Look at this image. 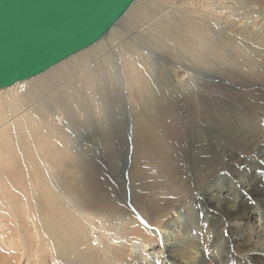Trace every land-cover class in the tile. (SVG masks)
<instances>
[{"label": "bare ground", "instance_id": "6f19581e", "mask_svg": "<svg viewBox=\"0 0 264 264\" xmlns=\"http://www.w3.org/2000/svg\"><path fill=\"white\" fill-rule=\"evenodd\" d=\"M140 1L136 0L131 11L135 13V18L143 14V19H139V23L135 24L133 29L129 28L128 23L125 24L124 29L132 38L129 39L131 43L129 41L125 43L124 49L123 44L120 45L118 42L122 32L116 30L118 27L116 26L105 39L90 50L71 57L34 79L15 84L0 92L1 211L14 209L13 205L24 202L25 190H28L27 194L32 195L31 189L39 184L40 174H43L44 184L50 183L49 174L55 171V164L62 159L61 155H75V161L80 165L72 162L70 169L80 167L83 171L85 168L82 167L88 164L85 156L90 152L99 151L111 156L112 149L107 141L109 139L112 143L113 140L114 147V137L120 138L117 130L120 115L123 116L122 124L128 133L127 140L130 145L142 138L141 133L135 128L138 123L135 124L134 121V110L138 111L139 121L148 122L147 116L138 108L142 103L141 99L145 97L148 85L137 75L138 73L136 75L134 73L139 66V60L146 62L135 42L151 46L156 44L153 43V39L157 40L159 44L161 43L163 54L161 56L169 62L166 69H162L169 77L167 81L173 86L170 91L164 93L166 102L161 105L163 108H156L159 120L160 118L166 121L171 118L176 120L182 114L185 106L184 95L182 96L181 92L183 84L191 87L188 91L190 96L184 93L186 99H194V106L197 107L203 104L202 100L197 101L199 84L195 82L196 77L189 69V72L187 68L183 69L178 61L189 56L188 61L196 67L194 59L208 61L210 56L214 57V46L228 45V4L214 1L215 6L214 4L212 6L215 8L204 13L199 10V3L204 0H155L151 8L147 7L149 0ZM241 1L247 3L243 7L248 12H254L261 2ZM206 7L204 6L205 9ZM124 19L121 22H130ZM192 46L200 48L193 49ZM173 52H177L178 55H173ZM129 73H132L130 78ZM150 91L159 93L157 89L153 90V87ZM209 96H212V99L217 94L209 93ZM85 105L89 107L88 113L91 110V115L88 113L87 115L92 118L91 121L96 127L95 139L98 142L105 140L104 146L87 148L84 139L73 136V132H77L75 126L80 119L82 117H85L86 121L89 119L86 116ZM79 106H83V109L78 108ZM242 124L243 128L250 132L243 143H250L256 137L264 136L263 114L258 115L257 120L246 116ZM202 130L204 129L198 127L195 130L201 136L198 140L200 142L203 141V136L205 138L204 131L201 134ZM262 140L263 144L257 153L264 159V138ZM217 144L216 147L220 145ZM196 147H199V150H196ZM193 149L197 160L199 158L195 163V172L200 177H206L204 175L215 171L219 163L228 161L223 146L217 150L216 158L213 157L210 147L207 148L203 142L195 145ZM129 153V164L125 168L123 165L121 176L119 173V179L125 180L126 183L129 180V177L126 179L129 169L133 167L134 147ZM62 162L63 166L70 165L66 158H63ZM252 166L253 164L249 165L244 174L237 176L239 179L237 182L225 174V177L220 176L207 183L208 192L213 195L208 201L197 200L195 203L194 198L184 195L185 184L177 183L176 180L168 182V175L160 168L150 167L151 172L145 171L140 174L139 176L145 177L152 184V194L156 198L161 197L164 205L156 207L155 202L148 205L152 215L161 214V219H154V224L161 238L160 249L163 252V255L157 251L150 255V261L157 260L159 264H264V194L254 189L258 179ZM229 167L228 164V171ZM250 170L252 172H249ZM113 174H116L118 179V173ZM128 184L126 189L131 196L134 192L131 191L130 183ZM226 187L228 190L234 187L232 191L230 190L233 195L230 200H227L223 193ZM203 189V186L199 187L200 191ZM63 192L67 193L68 190ZM158 202L160 204V200ZM191 202L193 204L189 206ZM198 207L200 210L196 216L191 210ZM171 214L176 218L172 225L175 228L162 224L165 217H172ZM30 218L34 219L35 229L41 226L40 219ZM131 218L134 220L132 215ZM135 225L138 226L136 222ZM197 236L204 240L202 246H199L198 242H191V239ZM117 243L128 247L122 241ZM145 247L146 244L143 242L129 246L125 249L129 254L128 260L122 264L135 263L134 257L140 256Z\"/></svg>", "mask_w": 264, "mask_h": 264}, {"label": "rangeland", "instance_id": "374dc122", "mask_svg": "<svg viewBox=\"0 0 264 264\" xmlns=\"http://www.w3.org/2000/svg\"><path fill=\"white\" fill-rule=\"evenodd\" d=\"M214 1L228 4V45L214 46V57L210 56L208 61L191 58L196 67L188 61L189 56L178 61L182 68H187V71L189 69L196 77L195 82L199 84L197 101L202 100L203 104L197 107L194 106V99L187 100L186 95L190 96L188 91L191 87L183 84L181 92L182 96L184 95L185 106L182 114L176 120L172 118L167 121L161 118L159 120L156 108H163L161 105L166 102L164 93L170 91L173 86L167 81L169 77L162 69H166L169 62L161 56L163 55L161 43L159 44L157 40L153 39V43L156 44L151 46L135 42L146 62L139 60V66L134 73L135 75L138 73L137 75L148 85L145 97L141 99L142 103L138 107L147 116L148 122L139 121L138 111L134 110V121L135 124L138 123L135 128L141 133L142 138L130 145L127 140L128 133L122 124L123 116L120 115L117 129L120 138L114 137V147L113 140L112 143L109 139L107 141L112 149L111 156L99 151L90 152L85 156L88 164L82 167L85 168L83 171L80 167L70 169L71 163L77 162L75 155H61L62 159L55 164V171L49 174L50 183L44 184L43 174H40L39 184L31 189L33 196L27 194L28 190H25L26 202L13 205L14 209L0 210V264H122L129 256L125 249L139 242L146 244V247L140 256L134 257L135 263L129 264H159L157 260L150 261L149 256L156 251L163 255L160 249L161 238L154 224V219H161V214L152 215L148 205L151 202H155L156 207L164 205L161 197L156 198L152 194V184L145 177L139 176L145 171L151 172L150 167L163 170L168 175V182L176 180L177 183L185 184L184 195L194 198V202L208 201L213 195L208 192L207 183L220 176L225 177V174L237 182L239 181L237 176L244 174V170L253 164L252 168L258 179L254 189L264 194V159L257 153L261 149L264 136H258L250 143H243L250 132L243 128L242 124L246 116L257 120L258 115H264V0H260V5L254 12H248L243 7L247 3L241 0H204L200 1L199 10L208 13L215 8L212 6L213 4L215 6ZM154 4L155 0H149L147 7L151 8ZM203 5L207 6L206 9ZM134 15L135 13L131 11L124 17V21L130 22L120 21L116 27V30L122 32L118 42L120 45L123 44V49L125 43L130 42L129 39L132 38L124 29L125 24L128 23L129 28L133 29V26L139 23V19H143V14L137 15L136 18ZM132 16L134 17L130 19ZM173 55L178 53L173 52ZM131 74L129 73V78ZM151 84L153 90L157 89L159 93L150 91ZM209 93L217 94V98L211 99ZM82 107L78 108L83 109ZM85 107L89 119L87 121L85 117L80 119L79 124L75 126L77 132H73V136L84 139L87 148L104 146L105 140L98 142L95 139L96 127L91 121L92 118L88 116L91 115V110L88 113V105ZM196 127L204 129L201 131V134L204 131L205 135L202 142L207 148L210 147L213 157H217V150L223 146L229 161L219 163L215 171L204 175L206 177H200L195 172V163L199 158L197 160L193 147L202 144L198 141L201 136L195 132ZM217 134L221 135L214 137ZM215 144L221 146L216 147ZM133 147V167L129 169L126 176L129 180L126 183L125 180L119 179V173L123 165L125 168L129 164V152ZM196 150H199V147H196ZM63 158H66L70 165L63 166ZM113 172L118 173V179ZM128 183L134 192L131 196L126 189ZM202 186L206 191L199 190ZM228 189L224 188L226 191L223 193L225 198L230 200L233 195ZM67 190V193L63 192ZM199 210L198 207L191 211L197 216ZM171 215L170 218L165 217L162 224L172 226L176 218ZM30 217L40 219L41 226L35 229L34 219ZM118 241L124 242L128 247L119 245ZM191 242H198L199 246L204 244L201 236L191 239ZM226 261L228 263V255Z\"/></svg>", "mask_w": 264, "mask_h": 264}, {"label": "water", "instance_id": "95a60500", "mask_svg": "<svg viewBox=\"0 0 264 264\" xmlns=\"http://www.w3.org/2000/svg\"><path fill=\"white\" fill-rule=\"evenodd\" d=\"M136 0H0V91L104 39Z\"/></svg>", "mask_w": 264, "mask_h": 264}]
</instances>
